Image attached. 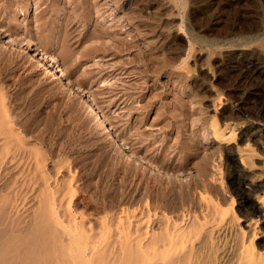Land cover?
Wrapping results in <instances>:
<instances>
[{
    "label": "rangeland",
    "instance_id": "1",
    "mask_svg": "<svg viewBox=\"0 0 264 264\" xmlns=\"http://www.w3.org/2000/svg\"><path fill=\"white\" fill-rule=\"evenodd\" d=\"M1 5H6L7 7ZM10 5L11 9L8 7ZM4 8L7 11L10 9L11 12L10 10L5 12ZM0 9H2L0 10V23L3 24L0 27V45L2 38L9 32L7 34H10L16 43L25 40L24 43L29 44L28 49L30 51L32 49L43 50V53H46V57H55L57 65L64 71L66 77L87 95L89 101L95 105L99 113L108 122L111 130L128 149L121 150L123 152L121 153L118 148H115L117 149L115 150L113 147L107 146L94 135L83 112L81 100L74 98L61 86L49 84L45 71L41 68H35L26 55H18L19 53L13 48H10L9 52L8 48L0 49V55H2L0 56V62L1 64L3 63L2 65L0 64V88H2L0 91H4V96L2 95L0 98L4 97L6 102L1 98L2 102L7 103L6 107L5 104H3L4 106L2 105L4 109H7L5 112L9 119L7 117L8 120H6L12 123L16 119L14 122L17 124L13 122V129L18 127L16 130L19 129V133H24V135L21 134L20 136L17 134L18 132H15L18 135H15V139L17 142L21 141L20 147L17 146L18 150L20 148V152H17L19 154L23 153L21 158L24 157L25 153V157L20 160V169L25 170H22L24 175H32L30 184L26 181V184H28L27 189H31L30 186L32 188L40 186L42 187L41 190H43L45 189L43 187L47 184L45 181L52 184L54 182L53 185L48 183L49 186L46 187L48 190L53 189L56 194L59 193L60 198L64 194L65 196H62L63 199L68 198L67 196L70 194V192L69 194L67 193L65 187H68L67 190L71 188L73 193L76 190L74 197L70 194L72 202L69 197L68 201L65 199L67 201L65 204L59 200L58 195H55V197L61 204H55V197L53 201V203L55 202L54 205H59L58 207L55 206V210L58 211L69 205L70 211H68L71 213L69 216H74V219L65 214H61L64 215L61 217L60 214L56 213L52 218L53 220L59 215L60 218L64 217V221H69L70 225H80L79 227L84 230L91 228L93 233L96 232L95 235L99 231L96 230L99 226H104L105 229L99 228L101 231L104 229L103 232L107 230V227L112 226L114 229L111 235L118 228L121 232V238L118 237L117 233L115 237H110L118 239L120 244V240L124 239L122 238V231L124 232L127 226V237H123H125L124 241L126 243L128 241V249H131L130 244H132L131 251L138 249L136 247L138 245L134 243H139L140 247L143 246L145 253H148L152 243L159 241V237H162L166 228V232H172L171 228L174 231L180 229L188 230L187 232H191V235H189L190 237L188 236L189 240L187 242H189L188 248L192 247L191 250L185 249L187 247L185 242L183 246L179 247L180 249L178 248L171 252L170 260L173 259V256H182L192 251L198 245L192 252L200 253L203 258L201 260H204V263L199 261L198 255L193 260L199 259L200 264H206L209 261L211 262V258H213L211 252L214 255L218 250L217 254L221 255L220 253L224 249L223 240L227 239L225 241L226 247L235 238L236 231L233 228L231 231V228L225 230L224 222L219 218V214H215L218 212L213 213V211L217 210V204L219 208L223 207L224 209L231 206L232 212L235 216L237 215V221L240 220V222H237L238 228H245L244 232L248 231L247 233L245 232L246 236L254 232L253 237L255 235L256 237L255 240L254 238L252 239L255 248L261 242V246L258 248L263 253L264 223H262V220L255 222L256 225H253L255 229L252 231L246 227V222L253 215L245 210L240 211L241 200H239L234 187L231 185V175L233 170L238 168L237 170H240L246 177H251V179L255 180L260 179L262 182L258 181L264 185V0H8V2L7 0H0ZM22 10L25 11L26 16L22 17L20 15ZM62 10L65 14L61 13ZM66 17L67 19H65ZM66 20L70 24L63 23ZM6 26H10L9 29ZM64 27L67 30H64ZM25 46L28 45L25 44ZM1 51L6 52L7 55ZM2 66L7 72L3 70ZM2 71L5 73L3 72L2 74ZM8 110H10V113ZM11 113L14 114V117L16 115V118ZM11 115L12 117H10ZM215 122H217L220 129L224 127L226 132L230 129L232 130V128L234 129L229 132H233L235 140L230 142L229 145L228 143H223L222 145V142H218L212 137V128ZM4 128L3 130L1 129L2 132H5ZM2 132H0V135H2ZM239 136L241 137L239 138ZM22 138L25 139L21 140ZM1 143L0 141V145H2ZM238 145L242 149V146H246L250 151L244 148L243 150L240 149V153L239 148V151H236ZM21 148H25V151L30 150L29 154L27 152V155L23 149L22 152ZM229 149L232 151L230 152ZM31 151L34 153L40 151L39 153L41 154L38 152L36 154V156L39 155L40 157L37 160L34 159V156L30 158L33 155ZM129 151L136 159L135 162L128 160ZM244 152L248 154L246 158H249V163L246 164H242L239 160V156L244 154ZM230 153L234 154L231 156ZM41 156L44 159V166L40 163L42 161V159L40 160ZM27 159H29L30 163H28ZM31 159H33V164L38 161L39 165L41 164L43 168L46 167L47 169L44 168L42 171H46V173L50 171L49 175L41 173V169L38 168L41 173L38 176V170H35V168L39 166H35L34 170H31L34 167ZM250 159L252 160V166L250 165ZM25 166H27L26 169ZM198 166L200 167L198 168ZM27 168L31 174L27 172ZM201 168L205 169L204 173L199 172L200 170L202 172ZM56 169L59 170L58 174H56ZM33 171L37 172L33 173ZM24 175L22 178H27ZM42 175H47L51 179L48 178V181L47 177H44V180L45 178L46 180L40 179V181L38 177L41 178ZM36 177L37 180H34ZM18 178L20 179L21 177ZM24 179L22 181L26 180ZM32 180H34L33 182L38 181V184H34ZM56 180L59 182L56 183ZM67 181L70 186H66L68 184ZM41 182H43L44 186H41ZM1 183L2 180L0 179V186ZM17 184L20 185L21 183ZM56 184L58 186L61 185L60 187L64 184L63 187L66 193H63V187L61 188L63 191L59 187L56 188V191L59 189L57 193L53 188L57 186ZM33 185L36 186L33 187ZM25 188L24 186L19 191L23 190L22 192L25 194L27 192ZM37 189L40 188L31 189L30 192H35ZM46 190L44 193L46 192L47 194ZM0 191L2 193L1 189ZM28 192L25 194L28 197V202H25V204L23 202L19 203L22 198L24 201L26 199L24 198L25 195L21 196V192L19 194L22 198L18 197L20 201L17 198V202L19 201L18 205L22 203V206L26 205V211H22L23 213L28 212L29 216L32 212L34 213L30 218L25 215L26 213L23 214L19 211V216H25L24 221L22 220L23 218L20 219L24 223L27 221L31 223L33 218L36 219L37 214L34 210L37 212L36 209L39 206L37 208L36 206L40 203L36 199H40L38 194L40 195L42 191L40 193L35 192L34 195L32 193V196L27 195L30 194ZM259 192L262 193L261 191ZM1 193L0 202L2 203L4 192ZM35 194L36 197L35 199L33 198L35 201L29 198L30 196H35ZM29 199H32V203H29ZM69 201L70 203L68 204ZM33 202L37 203L36 206L33 205L35 204ZM26 203L32 204L30 205L32 212L29 207V209L27 208ZM2 204L0 205L1 211L9 208H7L8 205L5 203L6 208L2 207ZM22 206L19 208L20 210L23 209ZM31 206H35V209L33 208V210ZM63 211L60 210L59 213H67V211ZM2 212H0V217L4 216L5 220L7 219L5 217L15 215L11 212V209L10 211L8 209V212L6 210L7 214L4 211ZM206 214H209V218ZM17 215L13 218L16 217L18 219L19 216ZM80 215L83 219L80 218ZM58 217L57 219H60ZM106 218H109V220ZM205 218L208 219L207 223L203 222ZM8 219L11 221L10 218ZM30 219L31 221H29ZM80 219L83 220H81L82 224L86 220V224L84 223L81 226L82 224H79ZM103 219H106L104 224L101 222ZM256 219L257 217H255ZM5 220L0 218V227L5 222L6 224L11 223L9 220ZM116 220L117 222L123 221L122 223L120 222L123 227L115 223ZM1 221L3 222L1 223ZM64 221L62 222L63 225L69 226ZM33 222L35 221H32V225H34ZM129 222L132 225H129ZM192 222L195 230L189 229V227H192L190 226ZM30 223L16 225V222L13 226L8 225L19 232H14L12 228L10 231L13 232L10 233L9 231L8 233H15L16 235H12L16 237L17 234L22 235L26 234V232L28 234V231L24 230L30 229ZM88 223L93 225L86 228ZM133 223L138 224L136 225L138 230ZM27 224L30 227L26 226ZM113 224L119 226L117 227ZM198 224L202 227H198ZM23 225L28 227V229H25L26 227L23 229ZM54 225L56 224L53 223V227ZM94 225L97 228H94ZM172 225L175 226L173 227ZM219 225L224 226L222 228ZM249 225L252 226L251 224ZM257 225L258 229H256ZM4 226L1 229L5 230L6 228V232H4L7 233L9 227L6 226L4 228ZM120 226L122 230H120ZM129 226H133L135 232L138 233L140 229L142 233L140 232V235L135 233L133 227L129 228ZM57 227L55 226L54 229ZM115 227L117 228L115 229ZM217 227L220 228L218 229ZM111 229L108 230L111 231ZM55 230L60 233V230ZM55 230L54 233L57 234ZM94 230L96 231L94 232ZM22 231L24 232L22 233ZM32 231L33 229L31 228V232L29 230L30 233L25 238L18 235L17 239H13L15 241L24 239L22 243L16 241L18 246L14 245L16 243L11 239L13 236L9 237L7 233V236L4 235L7 238L3 237V240L2 235L5 233H0V239H2L0 240V257L2 258H0V264H6L7 261H9L7 264H12L10 259L17 260V258L20 259L17 261H21V264H49L50 262L54 264V255L52 254L55 252L59 254L58 251L60 250L56 249V246L53 247V244L56 245L57 243H52V246L48 243L49 247L48 245L44 247L45 242L42 243L40 236H37L39 233L34 230V235L37 234L34 237V235L32 236ZM131 231L134 239L130 236ZM196 231H199V234ZM225 232H227L226 235L229 234L228 236L225 235L226 239L224 237ZM150 233H152L151 236L153 237L159 233L163 234L161 236L158 235L159 239H156V237H151ZM109 234V232H106L100 237L103 235L108 236ZM128 234L133 239V241H130L131 243L129 242ZM136 234L139 237L148 234L147 236L149 237L145 235L143 239H139L138 236H136L138 238H135ZM199 235L208 236L203 238ZM28 236L33 238L30 239L29 237L28 239ZM191 236H193V239ZM8 237L13 242L11 247L15 246L17 250H19L20 245L21 247L24 245L30 246H27L26 250L30 248L32 250L25 251V255H23L24 251H22L24 248H20L22 252H20L22 254L21 258L24 256L27 260L23 258L25 260L22 261L19 258L21 255L19 251H14L11 248L10 250L13 251L10 252L8 248H5L6 246L10 248L6 244V239L9 240ZM110 237L108 236L107 238L110 239ZM227 237H231V239ZM147 238H152L154 241H151V239L149 245L147 244L149 242ZM209 238H211V242L213 239L212 244ZM104 239L103 237L100 240H96L93 235L90 244L92 243V247H101L103 249L104 246H101V244L103 245V242L109 240L105 239L104 241ZM136 239L140 241L135 242ZM144 239L145 241L146 239L148 240L146 241L147 243L143 242ZM33 240H38V243L35 242L36 245L31 243L30 241ZM113 240L109 241L112 243ZM198 240L202 241L203 244ZM2 241L6 244L5 246ZM205 241L210 243L213 249L215 247L216 251H209L212 249L209 248L211 245L209 244V246ZM10 242L8 243L10 244ZM28 242L32 245L28 244ZM115 242L114 240V245L110 244L111 248L108 247L109 245L107 246L111 251L115 252L110 251V253L106 246L104 247L106 252L102 250V252H99V254L105 253L104 260L108 259L110 261L112 259L111 264L116 263V259H113V254L116 253L115 258L116 256L119 258L120 255L129 253H123V250L122 253H118L116 247L120 244ZM37 244L42 247H38ZM59 244H57V247L62 246V243L60 244L61 246ZM106 244L104 243V245ZM133 245H135L136 249L133 248ZM199 245L207 247V251H204V247L200 250L201 247ZM34 246L37 247L33 251ZM50 246L55 249H51ZM113 246L116 249L113 250ZM121 247L119 246V250H117L121 251ZM140 247L139 249H143ZM49 248L55 252H50ZM125 251L128 250L125 249ZM137 251L140 252L139 250ZM3 252H6V258H4ZM7 252L15 253L14 255L18 257L14 258V256H11L12 254L8 256ZM138 252L136 253L139 256L137 257L136 254V259L140 255H144L145 259L148 258H146L144 252H142L144 253L143 255ZM57 253L56 255H58ZM28 254H32V261L29 258L30 255L26 256ZM118 254L120 255L118 256ZM205 254H210L211 256L208 257L209 255L206 256ZM34 255L37 259L35 263H32L35 261ZM108 256L111 258L109 259ZM203 256L208 257L209 261L206 258L205 260ZM132 257L134 258V255ZM218 257L217 260L221 256ZM3 258L7 261L2 262ZM45 258L48 263H46ZM156 258L157 260H155ZM119 259L122 260L121 258ZM126 259L129 264L138 263L128 260L129 257ZM159 259L161 260L159 256H155L153 259H149L151 261L145 260L147 263L145 261L141 262V260L140 262L141 264H152V261H155L153 262L154 264H162ZM104 260L103 262L101 261L102 264L109 262ZM17 261H13V264L20 263ZM119 261L117 262L119 263ZM217 262L220 263L221 259ZM194 264H196V261Z\"/></svg>",
    "mask_w": 264,
    "mask_h": 264
},
{
    "label": "bare ground",
    "instance_id": "2",
    "mask_svg": "<svg viewBox=\"0 0 264 264\" xmlns=\"http://www.w3.org/2000/svg\"><path fill=\"white\" fill-rule=\"evenodd\" d=\"M14 1V0H13ZM27 1V0H26ZM4 2H6V1H4ZM7 2H8V0H7ZM31 2V1H30ZM10 3V2H9ZM5 4V3H4ZM12 4H13V2H12ZM16 4V3H15ZM14 4V5H15ZM1 6H5V7H7L6 5H1ZM13 6V5H12ZM10 9H11V5L10 6H8ZM14 7V6H13ZM13 7H12V10H13ZM61 7H64V6H61ZM60 7V8H61ZM88 7V6H87ZM60 8H59V10H60ZM7 9V8H6ZM10 9H8V11L10 10ZM0 10H2V9H0ZM4 10H5V8H4ZM7 10H5V12H6ZM7 11V12H8ZM58 11V10H57ZM56 11V12H57ZM61 11V10H60ZM3 12V11H2ZM1 12V13H2ZM10 12H11V10H10ZM57 13H59V12H57ZM61 13H64V11L62 10V12ZM26 13H25V11H21V13H20V15L23 17V16H26L25 15ZM65 14V13H64ZM60 15H62V14H60ZM57 16V15H56ZM63 16V15H62ZM65 17V16H64ZM16 18V17H15ZM25 18V17H24ZM81 18V17H80ZM26 19V18H25ZM60 19V18H59ZM65 19H67V17L65 18ZM70 20V19H69ZM58 23H59V21H57ZM63 23H67V24H70L69 22H67V20L65 21V22H63ZM0 24H2V23H0ZM8 24V23H7ZM6 24V25H7ZM8 25H11V24H8ZM3 26V24L0 26V27H2ZM12 26H13V24H12ZM11 26V27H12ZM66 26V25H65ZM6 27H8V29H9V27L10 26H6ZM14 27V26H13ZM65 29L64 30H67L66 29V27H64ZM10 29H13V28H10ZM7 30V29H6ZM11 31V30H10ZM7 33H9V32H7ZM5 34V36L2 38V42H1V48L0 49H6V48H8V52H9V49L10 48H13V50L15 49L19 54L18 55H20V54H22V55H26L27 56V58L29 59V60H31V62L34 64L33 66L35 67V68H41L43 71H45V74H46V76H47V78H48V80H49V84H52V85H54V84H56V85H58V86H61L64 90H66V91H68L74 98H78V99H80L81 100V104H82V106H83V112H84V114H85V116H86V119H87V121L89 122V124H90V126H91V130H92V132L94 133V135H96L99 139H101L102 140V142L103 143H105L107 146H111V147H113L114 149L115 148H118L120 151L119 152H121V150H126L127 148H126V146L124 145V143L121 141V139H119L118 137H117V135L111 130V128L109 127V125H108V122L105 120V118L99 113V110L95 107V105L93 104V103H91L90 101H89V99H88V97H87V95L85 94V93H83L82 92V90H80V88L77 86V85H75L72 81H70V79H68L67 77H66V75L64 74V71L62 70V69H60L59 68V65H57V61L55 60V57H53V56H50V58H48V57H46V53H43L44 51L42 50H38V49H32V51H30V49H28V47H29V44L28 43H24L25 42V40L24 41H22V42H18V43H16V41L14 40V38L10 35V34ZM23 44V45H22ZM25 44L26 45H28V46H25ZM2 53L4 52V51H1ZM5 54H6V52H4ZM4 55V54H3ZM7 55V54H6ZM21 55V56H22ZM0 56H2V55H0ZM5 56V55H4ZM3 56V57H4ZM49 56V55H48ZM5 59H7L6 57H5ZM4 59V60H5ZM1 60V59H0ZM3 60V59H2ZM0 64H1V62H0ZM3 64V63H2ZM1 64V65H2ZM0 65V66H1ZM3 67V66H2ZM1 67V68H2ZM4 68V67H3ZM255 69V68H254ZM3 70H5L6 71V69L4 68ZM3 72L4 71H2V74H3ZM7 72V71H6ZM5 73V72H4ZM1 74V75H2ZM3 76V75H2ZM1 77V76H0ZM1 90H2V88H0ZM1 93H0V96H2L3 95V92L4 91H0ZM4 94H6V93H4ZM4 96V95H3ZM6 97V96H5ZM1 98H3L4 99V102H6V100H5V98L4 97H1ZM0 98V99H1ZM3 100L1 99V101H0V103H1V106H0V108H1V110H0V132H2L1 131V129L3 130V128L5 129V132H2L1 134L2 135H0V137H1V139H0V141L2 142L1 144L2 145H0V169H2L1 170V175H0V179L2 180V183H1V190H2V193H3V197L4 198H2L3 200H1L2 201V203L4 204H6V205H8L7 206V208L9 209V211H10V209H11V212L13 213V214H15L14 216H16L18 213L20 214V212L19 211H26V205L25 206H22L23 205V203L25 204V202H28V197H26V193L28 192V193H30V194H27V195H31L32 193H33V195H34V193L36 192V193H40L41 191V193H40V195L38 194V196H39V198L40 199H36V200H39V204H37L38 203V201H37V203H35V202H33V203H35V204H33V205H35L36 206V204H37V206H36V208L38 207V209H36L37 210V212L34 210L35 209V206H31L32 207V209L34 210V212L37 214V216H36V219L35 218H33V220L32 221H35V222H33V224L34 225H32V221H31V219L29 220V221H31V223L30 222H26V220H25V222L26 223H30V226H29V224H27L26 226H29L30 227V232H31V228L33 229V234H32V236L34 235V230L36 231V233H39L38 235L37 234H35L34 235V237L37 235V236H40L39 238L41 239V241H42V243L43 242H45V245H44V247L46 246V245H48V243L51 245L52 243H62L61 245L59 244V246H61V247H57V244L56 245H54L53 244V247H55L56 249H60L58 252H59V254L57 253V252H55V251H53V250H51V249H55V248H51V246H50V252H55L54 254H52V255H54L53 256V262H54V264H102V262H103V260H104V252H106L104 249V247L106 246H108V247H110L111 248V246H110V244H113L114 245V240L116 241L115 243L116 244H118L117 242H119V240L118 239H115V238H112V237H115V234L117 233V235H119L118 237L119 238H121L120 236V231H119V229L117 228L119 225H121V223L123 222H117V220H116V222L115 223H117V224H119V225H117V224H113L114 226H117V227H115V229L117 228L118 229V231H117V229H116V231H115V233H113L114 234V236H113V234L111 235V233H112V230L114 229V228H112V226H110V225H108V226H110L109 228L107 227V230H105V232H103V230L105 229L104 228V226L103 227H100L99 226V228H104L102 231L98 228V229H96V230H99V231H97V235L99 234V236H97V235H95V231L96 230H94V232L95 233H93V231L91 230V228H88V227H91V225H93V224H91V223H88V225L86 226V228H88L87 230H84L82 227L80 228L77 224H73V225H70L67 221H64L63 219H64V217L63 218H60V216L58 217V216H56V219H52L53 218V216H55L54 214H65V215H67V216H69V214H71L69 211V205L67 206V205H65V206H67L66 208H64V209H62L61 207H59V208H61V209H59V211L60 210H64V211H67V213H59V211L58 210H55V206H57V205H54V203L55 204H59L60 202H58L59 200L60 201H62L63 203H67V201H68V198L70 197V194H72L71 196L72 197H74L75 195V193H76V190H74L75 191V193H73L72 191H71V188L70 189H68V190H70V191H68L67 190V188L65 187V189H66V191H67V193L69 194V192H70V194L67 196L68 198H65V199H67V201L65 200V199H63L62 198V196L64 195V194H60L61 195V198H60V196L58 195L59 193V189L56 191V188H60V190L61 191H63V189H64V187H63V185L64 184H67L68 183V181H67V183H64V184H62V187H63V189H61L62 187H60L61 185H59L58 186V184H56L57 186L56 187H53L54 189H55V191L58 193V194H56L54 191H53V189L51 190V189H49L48 190V188L46 187V186H49L48 185V183H51V182H47V181H45L46 180V178H45V180H44V177H47V180H48V176L46 175V176H44V175H42V177H43V179H42V177L40 178V177H38V176H40V174L41 173H45V174H48V173H46V171L45 172H43L42 170L44 169V168H46V167H44L43 168V166H44V159H42L43 158V156H41V158H40V160L42 159V161H43V163H42V161H40V163L41 164H43V166L40 164L39 165V163H37L38 161H35V163L33 164V162H32V160L33 159H31V162H32V165H34V167H33V169H31V170H34V168H35V166H39V167H36L35 168V170H38V168L39 169H41V173L39 172L40 170H38V173H39V175L37 176L38 178H39V180L41 179V180H44L47 184H45L46 186L45 187H43V188H45V189H47L46 191H47V194H46V192L44 193V191H45V189H43V190H41L42 189V187H40V186H38V187H34V186H36V185H33V187L34 188H32V186H30L31 187V189L33 190V189H35V188H40V189H37V191L35 190V192H30V190L31 189H27L28 187V184H30L29 182L31 181L30 180V178H31V176L32 175H24V173H22V170L23 171H25L24 169H20V160L21 159H23L24 157H25V153H24V157L23 158H21V154L23 155V153H21V154H19V152H20V148H19V150L17 149V146L18 147H20L19 146V144L21 145V141L19 142H17V140L15 139V137L16 136H18V135H16L15 134V132H18V130H16V129H13V124L15 123V124H17L16 122H14V121H16V119H14V123L12 122V123H10L9 121H7L8 119H9V117L7 116V114H6V108L4 109V105L3 104H5V103H3L2 102ZM7 104V103H6ZM6 104H5V107H6ZM3 105V106H2ZM8 106V105H7ZM9 107V106H8ZM9 111V113H10V110H8ZM5 112V113H4ZM14 112V111H13ZM12 112V113H13ZM11 113V114H12ZM6 114V115H5ZM13 115V117H14V114H12ZM12 115L10 116V117H12ZM7 117H8V119H7ZM14 118H16V115H15V117ZM7 119V120H6ZM12 120H13V118H11ZM6 120V121H5ZM11 126V127H10ZM16 126V125H15ZM14 126V127H15ZM26 127V126H25ZM229 129H230V127H228ZM225 129H226V127H225ZM226 130H228V129H226ZM231 130V129H230ZM229 130V131H230ZM234 129L232 128V130L231 131H233ZM7 131V132H6ZM23 131H25V130H23ZM226 132L225 130H224V127H223V129H220L219 128V125L217 124V122H215L214 123V125H213V128H212V137L214 138V140H217L218 142L220 141V142H222V145H223V143H228V145H229V143L230 142H232L233 140H235V135L233 134V132ZM250 131V130H249ZM242 133V132H241ZM253 133V132H252ZM17 134H19L20 136H21V134H23L24 135V133H17ZM244 134H246V133H244ZM16 135V136H15ZM211 135V134H210ZM248 135H249V133H248ZM252 135V134H251ZM19 136V137H20ZM241 136H239V138H240ZM23 139H25V138H22L21 140H23ZM19 140V139H18ZM238 140V139H237ZM241 140V139H240ZM239 140V141H240ZM242 141V140H241ZM17 142V143H16ZM27 142V141H26ZM16 143V144H15ZM235 143V142H234ZM240 143H242V142H240ZM18 144V145H17ZM29 144V143H28ZM31 144V143H30ZM218 144V143H217ZM238 144V143H237ZM25 146H26V144H24ZM219 145V144H218ZM227 145V146H228ZM240 145V144H239ZM239 145H238V147H237V149H236V151H239L240 149H242V148H239ZM29 146H31V145H29ZM237 146V145H236ZM110 147V148H111ZM221 147H223V146H221ZM225 147V146H224ZM228 147H231V146H228ZM241 147V146H240ZM243 147V149L245 148L246 150H248L247 148H246V146L244 147V146H242ZM238 148H239V150H238ZM24 150L25 151V148H21V150ZM26 149H28V148H26ZM31 149V148H30ZM34 149H37V148H34ZM33 149V150H34ZM113 149V150H114ZM242 149V150H243ZM23 150H22V152H23ZM38 150H40V149H38ZM115 150H117V149H115ZM128 150V149H127ZM17 151H19V152H17ZM29 151L30 150H26L25 152H26V154H27V152H28V154H29ZM35 151V150H34ZM229 151H230V149H229ZM232 151V150H231ZM230 151V152H231ZM245 151V150H244ZM248 151H250V150H248ZM32 152V151H31ZM30 152V153H31ZM38 151H36V153H34V152H32L33 153V155H31V157L30 158H32V156H34V159H36L37 160V158H39L40 156L39 155H37L36 156V154H38L37 153ZM43 152V151H42ZM130 152V151H129ZM233 152H234V150H233ZM243 152V151H242ZM246 152V151H245ZM244 152V154H241L240 155V153H241V150H240V153H239V160H240V162L243 164H246V163H249V158L247 159L246 157H248V154H246ZM121 153H123V152H121ZM248 153V152H247ZM27 154V155H28ZM39 154H41V153H39ZM234 154V153H233ZM232 153H230V155L232 156L233 155ZM35 156H36V158H35ZM230 156V157H231ZM249 156H251V155H249ZM27 157V156H26ZM229 157V158H230ZM236 157V156H235ZM47 159V158H46ZM28 161H29V159H27ZM128 160H132L133 162H135V160L136 159H134V157H133V155H132V153L130 152V154L128 155ZM251 160V159H250ZM46 161V160H45ZM22 162H24V161H22ZM28 163H30V161L28 162ZM251 163H252V160L250 161V165H251ZM37 164V165H36ZM241 164V165H242ZM23 165V164H22ZM46 165V164H45ZM28 166V165H27ZM27 166H25V169H26V167ZM31 166H29V167H31ZM47 166V165H46ZM150 166H151V164H150ZM205 166V165H204ZM249 166V165H248ZM252 166V165H251ZM28 167V168H29ZM40 167H42V168H40ZM200 166H198V168H199ZM202 167V166H201ZM245 167V166H244ZM250 167V166H249ZM28 168H27V172L28 173H30V171H28ZM55 168V167H54ZM59 169H60V167H58ZM205 168H206V166H205ZM47 169V168H46ZM202 169V168H201ZM238 169V168H237ZM237 169H235V170H233V172H232V175H231V177H232V181H231V185L234 187V190L236 191V193H237V195H238V197H239V200H241V202H240V207H239V209H240V211L241 210H245L246 212H248V213H250L251 215H253L252 217H250V219H249V223L248 222H246V227H248V229L250 230V231H252L253 229H255V222H260V220H262V223H264V191H262V190H264L263 188H264V185H263V183H260L258 180H260V179H257V180H255V179H251V177L250 178H248V177H246L240 170H237ZM49 170V169H48ZM57 170V169H56ZM205 170V169H204ZM203 169H202V172H201V170L199 171V169H198V171L200 172V173H204L203 171H204ZM58 171L59 170H57V173L56 174H58ZM243 171V170H242ZM27 172H25V173H27ZM37 172V171H36ZM36 172H34L33 171V173H36ZM27 173V174H28ZM32 173V174H33ZM3 174V175H2ZM24 176H26L27 178H22L23 177V175ZM31 174V173H30ZM247 174V173H246ZM37 175V174H36ZM49 175V174H48ZM254 175V174H253ZM21 177L22 178V180L24 179L25 181H22V180H20L18 177ZM35 176V175H34ZM204 176V175H203ZM248 176V175H247ZM249 176H250V174H249ZM260 176V175H259ZM37 177H36V179H34V180H37ZM256 177V176H255ZM253 178V177H252ZM29 179V180H28ZM33 179V178H32ZM49 179H51V178H49ZM34 180H32V182L34 181ZM40 180V181H41ZM65 180H69V179H65ZM231 180V179H230ZM26 181H28V184H26L27 182ZM49 181V180H48ZM261 181V180H260ZM44 182V183H45ZM57 182H59V181H57L56 180V183ZM71 182V181H70ZM262 182V181H261ZM17 183H21L20 185L19 184H17ZM34 184H38V181H36V182H33ZM32 183V184H33ZM42 183V185L41 186H44V184H43V182H41ZM62 183V182H61ZM72 183V182H71ZM26 184V185H25ZM52 184V183H51ZM53 184H54V182H53ZM52 184V185H53ZM70 183H68L66 186H70L69 185ZM230 185V184H229ZM24 186L26 187L25 189H27V190H25V191H27L25 194H23V190L22 191H19V190H21V189H23L24 188ZM55 186V185H54ZM72 187V186H71ZM65 189H64V191H63V193L65 192ZM74 189V188H73ZM40 190V191H39ZM51 192V194H50V192ZM52 191H53V193H52ZM259 191H261L262 193H260ZM19 192H21L20 194H21V196L22 195H25L24 196V198H26L25 199V201H24V199L20 196V194H19ZM49 192V193H48ZM0 193H1V191H0ZM1 193V194H2ZM62 193V192H61ZM66 193V192H65ZM171 193V192H170ZM181 194V193H180ZM253 194H254V196H253ZM55 195L57 196V197H59L60 199L57 201V197H55ZM67 195V194H66ZM1 196V197H2ZM20 196V199L22 198V201H20L19 200V197ZM32 196V195H31ZM29 197V198H34L35 199V197H36V194H35V196H33V197ZM65 196V195H64ZM162 196V195H161ZM182 196V195H181ZM54 197H55V199H56V201L53 203V201L55 200L54 199ZM17 198H18V200L20 201H18L19 203H21V202H23L22 204H19L18 205V202H17ZM1 199V198H0ZM32 199L30 200L29 199V203H32L31 201H32ZM33 199V200H34ZM70 199H72L71 197L69 198V200ZM74 199V198H73ZM162 199V198H161ZM182 199V198H181ZM27 200V201H26ZM64 200V201H63ZM76 200V199H75ZM159 200V199H158ZM164 200V199H163ZM35 201V200H34ZM71 201V200H70ZM70 201L68 202V204L70 203ZM17 202V203H16ZM72 202V201H71ZM1 203V202H0ZM1 203V204H2ZM16 203V204H15ZM62 203V204H63ZM65 203V204H66ZM0 204V205H1ZM3 204H2V207H5L6 208V206H5V204H4V206H3ZM27 204V203H26ZM61 204V203H60ZM59 204V205H60ZM30 205H32V204H30ZM30 205L29 204H27V208L29 207L30 208ZM58 205V206H59ZM19 206V207H18ZM21 206H22V208L23 209H19V208H21ZM57 206V207H58ZM75 206V205H74ZM221 206V205H220ZM69 207V208H68ZM215 207V206H214ZM233 207V206H232ZM28 208V209H29ZM68 208V209H67ZM217 208V210H215ZM216 208L214 209L215 211H213V213L214 212H218V213H215L216 215L217 214H219V218L221 219V221H223L224 222V224H225V227H224V229L226 230V229H229V228H231L230 229V231L232 230V228L234 229V231H236L235 233H236V235H235V233H233V235H235V238L229 243L230 245L229 246H226L225 247V241L227 240L226 239V237H225V235H226V233L227 232H225V234H224V237H225V241L223 240V242H224V249H223V251L220 253L221 255H218L217 254V252H219L218 250H217V252L213 255V252H211L210 254L213 256V258H211V262L207 259L208 257H210L211 255L210 254H207V255H209L207 258L205 257V256H203L204 257V259L206 258L209 262H207V263H211V264H264V259H263V257H264V249L262 250L263 251V253L259 250V248L258 247H260L261 246V242L260 243H258L257 244V248H255V244H254V242H253V239L252 238H254V240H255V237H256V235H255V237H253V234H255L254 232L251 234H249V235H247L246 236V233L248 232V231H245L244 232V230H246L245 228H238V224H237V222L239 221L240 222V220H238L237 221V215L235 216V214L232 212V208H231V206H230V208L228 207V208H219L218 207V204L216 205ZM219 208V209H218ZM1 209H3V208H1ZM8 209H6L7 210V212H8ZM27 209V210H28ZM58 209V208H57ZM6 210L5 209H3L2 211H4L5 212V214H7V212H6ZM30 210H31V208H30ZM69 210V211H68ZM1 210H0V212H2ZM29 211V210H28ZM57 211V212H56ZM63 211V212H64ZM184 211V210H183ZM212 211V210H211ZM244 211V212H245ZM10 212V213H11ZM15 212V213H14ZM31 212H32V210H31ZM242 212V211H241ZM11 213V214H12ZM23 213V212H22ZM21 213V215H23V214H25L26 216H29L28 214V212H25V213H23L22 214ZM28 213V214H27ZM2 214H3V212H2ZM19 214L17 215V216H19ZM33 212L31 213V215L30 216H33ZM211 215H212V213H210ZM243 214V213H242ZM241 214V215H242ZM249 214V215H250ZM4 215V214H3ZM3 215H1V216H3ZM72 215H74L73 213H72ZM207 215V214H206ZM209 215V214H208ZM208 215H207V217H208ZM244 215H245V213H244ZM248 215V216H249ZM5 216V215H4ZM3 216V217H4ZM6 216H9V215H6ZM14 216H11L10 215V217H5V218H7L6 220H9L8 218H10L11 219V223H13V224H11V223H9V224H6V220L3 218V217H0L2 220H5L4 222V224H2L3 226L4 225H6L7 227H9V230H7V233L10 231V229L12 230V228L10 227V226H8V225H11V226H13V225H15L16 224V222H17V224L16 225H18V224H21V223H23V224H26V223H24V222H22V220L24 221V218H25V216L24 217H22V216H19V218L17 219L16 217L15 218H13ZM29 216V217H30ZM62 216H64V215H61V217ZM81 216V215H80ZM21 217V218H20ZM35 217V216H34ZM57 217L58 218H60V219H57ZM66 217V216H65ZM69 217H71V218H73L74 219V216L72 217L71 215L69 216ZM217 217V216H216ZM255 217H257V219L255 220ZM23 218V219H22ZM31 218V217H30ZM80 218H82L83 219V217L81 216ZM209 218V217H208ZM14 219H15V221H14ZM20 219H22V220H20ZM29 219V218H28ZM27 219V220H28ZM35 219V220H34ZM61 219H62V221H61ZM67 219V218H66ZM72 219V220H73ZM82 219H80V223L79 224H82L81 223V220ZM106 219H108L109 220V218H106ZM106 219H103L101 222H103V224H104V222L106 221ZM205 220V221H204ZM203 220V222L205 223L208 219H204ZM246 220H248V218H246ZM255 220V221H254ZM13 221V222H12ZM67 222L68 224H69V226H64L63 225V223L62 222ZM74 222H75V220H73ZM83 221V220H82ZM85 221L86 220H84V223H85ZM110 221H111V219H110ZM197 221H198V219H197ZM202 221V220H201ZM215 221H216V219H215ZM244 221V220H243ZM242 221V222H243ZM3 221H1V223H2ZM112 222V221H111ZM241 222V223H242ZM53 223H55L56 225H54V227L56 226H60V227H57V228H55V229H58V230H60V233H58V231L57 230H55L54 229V227H53ZM83 223V224H84ZM125 223V222H124ZM193 223V222H192ZM192 223H190V226H192L191 228L189 227V229H193V230H195V226H194V223H193V225H192ZM198 223V222H197ZM196 223V224H197ZM200 224H201V222H199ZM207 223V222H206ZM217 223V222H216ZM245 223V222H244ZM248 223V224H247ZM66 224V223H65ZM83 224L81 225V226H83ZM86 224V223H85ZM100 224V223H99ZM98 224V225H99ZM102 224V225H103ZM111 225H112V223H110ZM131 224V222H129V225ZM133 224H135V226L136 225H138V224H136V223H133ZM178 224V223H177ZM223 224V223H222ZM240 224V223H239ZM249 224H251L252 226H250ZM255 224V225H254ZM259 224V223H258ZM107 225V224H106ZM127 225V224H126ZM132 225V224H131ZM171 225V224H170ZM180 225V224H179ZM188 225V224H187ZM202 225V224H201ZM201 225H199L198 224V227H200ZM206 225V224H205ZM243 225H245V224H243ZM254 225V226H253ZM260 225V224H259ZM3 226L2 227H0V229L1 228H3ZM6 226H4V228L6 227ZM26 226H24L23 225V229L26 227ZM95 226V225H94ZM122 227H123V225H121ZM120 226V230H122V227ZM165 226H168V225H165ZM173 226V225H172ZM175 226V225H174ZM173 226V227H174ZM181 226V225H180ZM184 226V225H183ZM189 226V225H188ZM188 226H187V228H188ZM193 226H194V228H193ZM219 226H222V225H219ZM224 226V225H223ZM223 226H222V228H223ZM241 226H242V224H241ZM16 227V226H15ZM19 227H20V225H19ZM34 227V228H33ZM52 227V228H51ZM93 227V226H92ZM125 227V226H124ZM131 227H133V226H131ZM130 226H129V228H131ZM138 226H136V228H137ZM177 227H178V225H177ZM182 227V226H181ZM197 227V226H196ZM202 227V226H201ZM204 227V226H203ZM243 227V226H242ZM258 227V225L256 226V229H258L257 228ZM94 228H97L96 226L94 227ZM112 228V229H111ZM126 228V229H125ZM124 229H125V231L123 232L122 231V235L123 236H125V237H127V232L128 231H126L127 230V226L125 227ZM139 228H141V227H139ZM184 228V227H183ZM218 228V227H217ZM220 228V227H219ZM218 228V229H219ZM221 228V229H222ZM14 229V228H13ZM20 229V228H19ZM25 229H28V227H26ZM53 229V230H52ZM108 229H111V231H109ZM133 229H134V232H135V228L133 227ZM133 229H132V231H133ZM175 229V228H174ZM197 229V228H196ZM217 229V230H218ZM220 229V230H221ZM262 229V228H261ZM29 230H24V231H28V234L30 233L29 232ZM54 230L57 232V234H55L54 233ZM91 230V231H90ZM131 230V229H130ZM137 230H138V228H137ZM136 230V231H137ZM146 230V229H145ZM171 230H172V232L170 231V232H166L167 231V228H166V231H165V228H164V231L166 232H164V231H162V232H164V234L163 233H159L158 235L159 236H161L162 234V237H159L158 235L157 236H155L156 237V239L158 238L159 239V241H156V242H154V243H152L151 245H150V242L151 241H154V239H152V238H147L148 240H149V242L147 243L146 241H148L147 239H146V241H145V239L143 240V242L145 241L147 244H149L150 245V250L148 251V253H145L144 252V248H143V246L142 247H140V244L139 243H134L135 245L137 244L138 246H136L138 249H136L135 248V245H133V248H135L136 250H133V251H135V253H133V251H131L132 250V244H130L131 242V240L133 241V239H134V237H133V235H131L132 234V231L130 232V236H132V238L133 239H131L130 238V236H129V234H128V239H130L129 240V244L131 245L130 246V250L128 249V247L127 246H129L127 243H128V241H127V239H126V241H127V243L124 241L125 240V237H123L122 236V238H124V239H122V240H120L121 241V244H120V242H119V244L120 245H118L116 248L118 249L119 248V246L121 247V245H123L122 247H123V249H121L120 248V250L121 251H118L116 248H115V246H113L112 248H113V250L114 249H116V251L118 252V253H122V250H123V253L125 252H129V253H126L125 255L123 254V255H120V254H118V256H119V258H121L122 260H120L117 256H116V258H115V255H116V253L115 254H113V259L116 261V263L117 264H129L128 262H126L127 261V257H129V259L128 260H131V261H133V262H135V263H139L140 262V260H141V262L143 261H145V260H149V259H153V257H155V256H159L160 258H161V263L162 264H194L195 263V261H196V264H198L199 263V261H202L203 263H204V260H201V259H203L202 258V256H200V253L199 254H197V253H195V252H192L194 249H195V247L197 246L198 247V245H196L194 248H193V250L192 251H190V252H188V253H186V254H184V255H182V256H173V259L172 260H170V256H171V252L173 251V250H175V249H178L179 247H181V246H183L184 245V243L186 242L187 243V247L185 248L186 250H191V248L192 247H189L188 248V243L189 242H187L188 240H189V238H188V236L189 235H191V232H187L188 230H183V229H180V230H176V231H174L172 228H171ZM224 230V231H225ZM3 231V232H2ZM6 232V228H5V230L4 229H1L0 230V233L2 234V233H5ZM17 230L16 229H14V232H16ZM21 231V230H20ZM24 231H22V233L24 232ZM89 231V232H88ZM113 231V232H114ZM147 231V230H146ZM146 231H145V233H146ZM174 231V232H173ZM190 231V230H189ZM192 231V230H191ZM202 231V230H201ZM212 231V230H211ZM214 231H216V230H214ZM229 231V230H228ZM233 231V232H234ZM255 231H257V230H255ZM11 232H13V231H10V233ZM90 232H92V233H90ZM99 232V233H98ZM110 233L108 236L110 237V236H112V237H110V239L109 238H107L105 235H103V236H101L100 237V235H102V234H105V233ZM125 232H126V234H125ZM133 232V233H134ZM142 233V231L139 229V233ZM197 232V231H196ZM213 232V231H212ZM217 232V231H216ZM221 232V231H220ZM257 232H259V231H257ZM263 232H264V228H263ZM7 233H5V234H3L2 235V239H3V237H6L7 235ZM10 233H8V236L9 237H11V236H13L12 234H10ZM17 233H19L18 231H17ZM21 233V234H22ZM88 233H90V234H88ZM119 233V234H118ZM135 233H137V234H139L138 232H135ZM134 233V234H135ZM144 233V232H143ZM148 233V232H147ZM192 233L193 234H195L196 235V233H194V231H192ZM198 234H199V231L197 232ZM208 233V232H207ZM210 233V232H209ZM219 233V232H218ZM222 233H224V232H222ZM231 233V232H230ZM1 234H0V238H1ZM10 234V235H9ZM27 234V232H26V234L24 233V234H22V235H19V234H17V237L16 236H13L11 239H12V241H14L16 244H14L15 246H18V243H22V242H24V239L23 240H21V239H19V240H16V241H19L18 243L15 241V240H13L14 238H18V235H19V237H24L25 238V236L26 235H28ZM59 234H61L60 236H59ZM125 234V235H124ZM135 235V238H138L139 236L138 235ZM156 234H157V232H156ZM155 234V235H156ZM200 234H202V233H200ZM206 234V233H205ZM211 234V233H210ZM209 234V235H210ZM213 234H214V232H213ZM261 234H262V232H261ZM4 235H6V236H4ZM16 235V234H15ZM93 235L95 236V238H96V240H100V239H102L103 237L106 239V240H112V239H114L113 241H112V243L108 240L107 242H103V245L101 244V246H104L103 247V249L101 248V247H98V248H96V247H92V243L90 244V240H91V238H93ZM140 235V234H139ZM146 234H144V235H142V237H139V239H143V236H145ZM148 235V234H147ZM146 235V237H149V236H147ZM150 236L152 235V233H150L149 234ZM153 235H154V233H153ZM229 235V234H228ZM228 235H226V236H228ZM232 235V234H231ZM230 235V236H231ZM258 235V234H257ZM263 235V234H262ZM261 235V236H262ZM42 236V237H41ZM97 236V237H96ZM136 236H138V237H136ZM200 236V235H199ZM208 235H205L204 237L206 238ZM214 236V235H213ZM212 236V237H213ZM218 236V235H217ZM8 237V239L9 240H7L6 238V244H8L9 246H10V248L9 247H5V248H8L9 250L12 248L14 251L16 250V251H19V253L21 252L20 251V248L22 249V247L24 248L22 251H24L23 252V255H25V251H31L32 249L30 248V249H28V250H26V248H27V246H29V245H27V246H22L21 247V245H20V248H18L19 250H17L16 248L17 247H11V244L13 243L12 241H11V239ZM29 237H30V239L31 238H33V237H31V236H28V239H29ZM99 237H100V239H99ZM117 237V236H116ZM145 237V238H146ZM151 237H153V236H151ZM155 237H153V238H155ZM190 237V236H189ZM192 237V239H193V236H191ZM196 237V236H195ZM195 237H194V239H195ZM197 237H198V235H197ZM200 237H203V236H200ZM203 237V238H204ZM223 237V236H222ZM264 237V236H263ZM98 238V239H97ZM199 238V237H198ZM197 238V239H198ZM216 238V237H215ZM227 238H230L231 239V237H227ZM2 239H0V240H2ZM27 239V238H26ZM26 239H25V241H26ZM36 239H38V237H36ZM40 239H39V241H40ZM105 239H104V241H105ZM152 239V240H151ZM211 238H209V241H210V243L212 244V242H213V239H212V242H211V240H210ZM258 239L260 240V238L258 237ZM4 240V239H3ZM118 240V241H117ZM151 240V241H150ZM196 240V239H195ZM204 240H206V239H204ZM208 240V239H207ZM217 240V239H216ZM221 240V239H220ZM11 241V242H10ZM29 241V240H28ZM34 241V240H33ZM30 241L31 243H35V242H37L38 243V240H36V241ZM125 242L124 244H125V247H124V244H122L123 242ZM135 241V240H134ZM137 241H140V240H137L136 239V241L135 242H137ZM142 241V240H141ZM192 241V240H191ZM190 241V242H191ZM198 241H200V240H198ZM198 241H196V242H198ZM202 241H203V239H202ZM202 241H200V242H202ZM215 241V240H214ZM219 241V240H218ZM217 241V242H218ZM228 241H230V240H228ZM261 241V240H260ZM3 243H4V241H2ZM8 242H10V244L8 243ZM30 242H28V244H30ZM95 242V241H94ZM99 242V241H98ZM195 242V241H194ZM205 242H207V241H205ZM204 242V243H205ZM223 242H222V244H223ZM1 243V242H0ZM2 243V244H3ZM41 242H40V244H42ZM104 243H107L106 245H104ZM133 243V242H132ZM192 243V242H191ZM190 243V244H191ZM210 243H208L207 242V244L209 245ZM216 243V242H215ZM264 243V242H263ZM5 243H4V246L6 245ZM25 244V243H24ZM64 244V245H63ZM89 244V245H88ZM145 244V243H144ZM198 244V243H197ZM201 244V243H200ZM202 244H203V242H202ZM201 244V245H202ZM210 244V245H211ZM222 244H221V246H222ZM227 244V243H226ZM260 244V245H259ZM30 245H32V244H30ZM35 245H36V243H35ZM43 245V244H42ZM91 245V246H90ZM141 245H143V244H141ZM201 245H199V247H201V249L200 250H202V247H204V246H201ZM205 245H206V243H205ZM209 245V246H210ZM218 245V244H217ZM37 246H38V244H37ZM37 246H34V248H33V251H34V249H35V247H37ZM40 246V245H39ZM38 246V247H39ZM145 246V245H144ZM148 246V245H147ZM194 246V245H193ZM213 246H214V244H213ZM216 246V245H215ZM220 246V245H219ZM30 247V246H29ZM40 247H42V246H40ZM47 247V246H46ZM48 247H49V245H48ZM92 247V248H91ZM107 247V248H108ZM139 247L140 248H143V249H139ZM146 247V246H145ZM264 247V246H263ZM5 248H4V250H5ZM100 248V249H99ZM110 248H108V250H109V252L111 251V249ZM207 248V247H206ZM206 248L204 247L203 249H205L204 251H207L206 250ZM210 249L212 248V245L209 247ZM91 249V250H90ZM97 249V250H96ZM99 249V250H98ZM125 249L126 250H128V251H125ZM146 249V248H145ZM180 249V248H179ZM221 249V248H220ZM7 250V249H6ZM13 250H10V252L11 251H13ZM36 250V249H35ZM104 251L103 252V254H99V252L100 251ZM137 250H139L140 252H141V254L143 255L144 253H145V256H146V258L147 259H145L144 258V255L143 256H141L140 255V257L139 258H141V259H139V258H137L136 259V257H135V255L137 254L136 252H138ZM143 250V251H142ZM183 250V249H182ZM200 250H198V251H200ZM214 250V252L216 251V249H215V247H214V249L212 248L211 250H209V251H213ZM89 251V252H88ZM101 251V252H102ZM131 251V252H130ZM147 251V250H146ZM208 251V252H209ZM108 252V251H107ZM111 252H115V251H111ZM110 252V253H111ZM140 252H138V253H140ZM142 252H144V253H142ZM175 252V251H174ZM177 252V251H176ZM208 252H203V253H208ZM6 253V252H5ZM5 253L3 252V254H4V258H6V255H5ZM8 253V256L9 255H11L12 253H9V252H7ZM22 253V252H21ZM20 253V254H21ZM30 253V252H29ZM49 253V252H48ZM56 253L58 254V255H56ZM15 253H13L11 256H14V258H16V257H18V256H15L14 255ZM107 255H108V253H106ZM129 254H131L130 256H128ZM174 254V253H173ZM183 254V253H182ZM16 255H17V252H16ZM30 254H28V255H26V256H29ZM35 255H36V252H35ZM34 255V256H35ZM48 256H50L49 254H47ZM110 255V254H109ZM134 255V258L132 257ZM196 255H198L197 257L200 259H198V260H193V259H195V258H197V257H195ZM201 255H202V252H201ZM206 255V254H205ZM206 255V256H207ZM221 256L220 257V259H221V262L220 263H218L217 261H220V259L219 260H217L219 257L218 256ZM2 256V255H1ZM10 256V257H11ZM21 256H22V254L19 256V258H21ZM31 256H32V254L29 256V258H31ZM37 256H39V255H37ZM47 256V258H49ZM137 257L139 256L138 254L136 255ZM10 257H9V259H10ZM109 257V259L111 258L110 256H108ZM126 257V258H125ZM1 258V257H0ZM3 258V259H4ZM8 258V257H7ZM11 258H13V257H11ZM23 258H25L24 256H23ZM23 258H21V260L23 261V260H27V258H25V259H23ZM28 258V259H29ZM34 258V257H33ZM42 258H43V256H42ZM142 258H144V259H142ZM2 259V258H1ZM8 259V260H9ZM36 256H35V261L34 262H32V263H35L36 262ZM39 259H40V257H39ZM46 259V258H45ZM117 259H119V260H117ZM205 259V260H206ZM6 259H4V260H2V262L3 261H5ZM12 262H10V263H12L13 264V261H17V260H20V259H18L17 258V260H14V259H10ZM50 260V259H49ZM135 260V261H134ZM155 260H157V258L155 259ZM159 260H158V262H159ZM7 261V260H6ZM31 261H32V258H31ZM46 261V263H48V261H47V259L45 260ZM51 261V260H50ZM102 261V262H101ZM104 261H109L108 259L106 260H104ZM117 261H119V263L117 262ZM149 261H151V260H149ZM7 262H9V261H7ZM7 262H6V264H7ZM17 262H20L19 264H21V261H17ZM44 262V261H43ZM110 262V263H109ZM109 262H105V264H111V262H112V259H110V261ZM114 262V261H113ZM141 262H140V264H141ZM146 263H147V261H145ZM153 262H155V261H152V264H154ZM198 262V263H197ZM205 262V263H206ZM5 263V262H4ZM37 263H39V262H37ZM40 263H42V262H40ZM51 263V262H50ZM49 263V264H50ZM116 263H112V264H116ZM137 263V264H138ZM201 263V262H200ZM199 263V264H200ZM206 263V264H207ZM18 264V263H17ZM43 264H45V263H43ZM51 264H53V263H51ZM145 264V263H144Z\"/></svg>",
    "mask_w": 264,
    "mask_h": 264
}]
</instances>
